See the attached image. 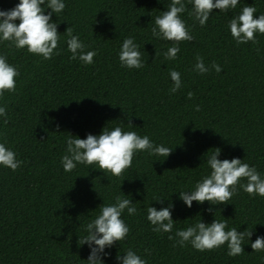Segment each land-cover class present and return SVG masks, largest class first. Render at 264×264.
Masks as SVG:
<instances>
[{"label": "trees", "instance_id": "trees-1", "mask_svg": "<svg viewBox=\"0 0 264 264\" xmlns=\"http://www.w3.org/2000/svg\"><path fill=\"white\" fill-rule=\"evenodd\" d=\"M64 2L65 9L52 17L60 33L54 50L59 55L44 60L0 40V55L20 72L16 92L0 96L7 113L0 116V142L6 138V146L23 161L16 171L0 165V264H87L90 249L78 245L79 237L87 235L86 225L100 214L102 203H115V197L125 195L138 212L122 213L129 234L105 249L109 255L102 257L104 264H120L117 255L129 248L147 264H264V251L251 248L257 236L264 237V197L250 196L238 186L226 204L193 201L189 208L179 198V192L193 190L210 174L207 158L216 148L219 159L239 158L264 178V34H255V44L238 45L229 28L246 6L257 9L254 18L264 14V0H239L235 9H214L204 26L190 14L192 3L183 0L181 18L193 39L180 42L175 60L164 56L174 42L152 35L155 17L171 0ZM18 3L0 0V10ZM68 27L86 51L97 52L92 64L70 59ZM129 36L140 45L143 68L120 64L119 52ZM198 55L209 68L205 74L195 71ZM213 62L221 72L211 67ZM170 70L181 74L182 87L176 93L170 92ZM116 126L173 151L167 158L137 152L119 177L95 164L64 171L61 158L71 135L85 139ZM157 199L165 200L160 204ZM169 200L174 205L173 230L153 232L147 208L160 210ZM214 219H227L226 230H253L242 254L228 256L227 244L203 252L190 244L173 247L179 238L168 239L199 220L210 224Z\"/></svg>", "mask_w": 264, "mask_h": 264}, {"label": "clouds", "instance_id": "clouds-1", "mask_svg": "<svg viewBox=\"0 0 264 264\" xmlns=\"http://www.w3.org/2000/svg\"><path fill=\"white\" fill-rule=\"evenodd\" d=\"M193 8L190 13L201 26L206 25L210 14L214 9L226 11L235 9L239 0H189ZM46 4V7H45ZM66 7L64 0H19V3L10 10H0V40L10 42L15 49L27 48L31 54L50 60L54 55H59L58 49L60 33L58 23L53 21V14L61 13ZM50 9L47 14L45 10ZM186 11L183 0H171L166 11L155 17L152 35L156 39L172 41L173 46L164 53L165 59L175 60L180 52L179 44L182 41L193 39L181 14ZM257 9L254 6H246L240 14L229 22L231 36L236 43L246 44L251 41L257 43L256 33L264 34V14L255 17ZM19 21V23H17ZM68 39L67 49L71 53L70 59H79L85 65L94 62L97 55L95 50L86 51V45L78 35L73 34V29L68 27L65 31ZM119 61L122 67L128 69H140L145 66L146 61L142 59L140 45L135 42L134 37L123 40ZM195 71L205 74L209 68L205 66L203 57H196ZM217 73L221 72V66L213 62L211 65ZM173 86L171 93H176L182 87L181 74L176 70H170ZM20 75L17 66L10 64L5 55H0V96L5 92H16V77ZM194 94L188 93V99ZM199 111V105L196 106ZM0 116H7L6 106L0 107ZM7 123V120H5ZM129 126H133L130 122ZM7 140L0 142V165L16 171L23 164L17 159V154L6 146ZM66 154L61 158V164L65 172L73 171L78 164L98 165L102 172H110L119 177L132 166L133 158L137 152L146 151L149 155L167 158L173 151L172 148L163 144H155L149 136H141L136 131H125L121 126L112 130L103 128L98 135L88 134L85 139L71 135L66 140ZM220 149L216 148L207 158V164L211 171L198 181L193 190L179 192V198L187 207L191 208L193 201L203 204L205 201L212 205L226 204L237 194L239 188L250 196L264 197V178L256 167L250 166L239 158L221 160ZM241 179L246 183L241 184ZM239 186V188H238ZM165 199H157L156 202L163 204ZM173 204L169 200L168 206L157 210L156 207L147 208V220L153 225L152 231L156 233H171L174 227L172 218ZM100 214L86 225L87 235L78 240V245L87 244L90 254L87 264H104L102 257L109 255L105 251L117 242L124 240L129 234V227L121 218L122 213L127 210L128 215H136L137 207L132 199L125 196L115 197V203L99 206ZM211 212V208L208 210ZM227 219H214L210 224L197 221L186 229L177 230L175 237L168 236L169 240L176 239L181 247L190 244L197 251H211L227 244V255L235 257L244 252V242L250 240L253 230L247 228L238 231L233 227L229 230ZM255 252L264 251V237L257 236L251 243ZM148 252V249H145ZM120 264H147L136 251L129 248L125 254L117 255Z\"/></svg>", "mask_w": 264, "mask_h": 264}]
</instances>
